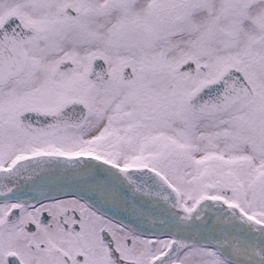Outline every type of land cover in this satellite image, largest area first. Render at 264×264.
<instances>
[{"label": "snow or ice", "instance_id": "1", "mask_svg": "<svg viewBox=\"0 0 264 264\" xmlns=\"http://www.w3.org/2000/svg\"><path fill=\"white\" fill-rule=\"evenodd\" d=\"M0 264H264V0H0Z\"/></svg>", "mask_w": 264, "mask_h": 264}]
</instances>
